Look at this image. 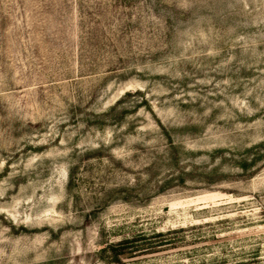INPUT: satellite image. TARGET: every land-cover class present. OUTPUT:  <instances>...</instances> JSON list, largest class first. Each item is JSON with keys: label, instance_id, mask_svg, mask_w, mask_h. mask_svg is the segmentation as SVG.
I'll use <instances>...</instances> for the list:
<instances>
[{"label": "rangeland", "instance_id": "374dc122", "mask_svg": "<svg viewBox=\"0 0 264 264\" xmlns=\"http://www.w3.org/2000/svg\"><path fill=\"white\" fill-rule=\"evenodd\" d=\"M0 264H264V0H0Z\"/></svg>", "mask_w": 264, "mask_h": 264}]
</instances>
